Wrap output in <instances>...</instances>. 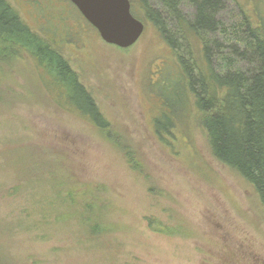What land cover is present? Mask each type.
<instances>
[{
	"label": "rangeland",
	"instance_id": "1",
	"mask_svg": "<svg viewBox=\"0 0 264 264\" xmlns=\"http://www.w3.org/2000/svg\"><path fill=\"white\" fill-rule=\"evenodd\" d=\"M6 1L45 37L69 28L71 43L57 51L141 171L53 102L30 62L0 58V264H264V209L242 177L212 158L200 124L170 138L174 149L153 134L159 100L151 84L171 77L173 57L144 16L140 39L121 50L103 43L68 0ZM145 1L161 12L158 0ZM180 10L192 19L185 3ZM232 15L229 2L218 17ZM38 164L44 177L55 171L98 189L112 231L90 237L79 216H51L50 192L33 181Z\"/></svg>",
	"mask_w": 264,
	"mask_h": 264
},
{
	"label": "trees",
	"instance_id": "2",
	"mask_svg": "<svg viewBox=\"0 0 264 264\" xmlns=\"http://www.w3.org/2000/svg\"><path fill=\"white\" fill-rule=\"evenodd\" d=\"M129 2L132 16L143 22L138 17L141 13L173 57L168 59L173 66L171 77L151 84L159 100L152 121L155 138L174 149L170 138L178 142L177 133L186 134L190 123L197 121L212 158L242 177L264 209V0H158L161 12L145 0L137 7L133 0ZM229 2L236 15L218 17ZM183 3L193 10L192 19L180 10ZM59 33L62 37L55 40L57 32L45 37L32 30L6 0H0V58L30 62L53 102L104 134L124 152L129 169L140 172L126 146L110 138L114 134L110 124L57 51L58 43H71L69 28ZM31 170L38 176L32 183L40 185L46 195L50 192L45 205L51 216L58 212L69 219L79 216L90 237L112 231L98 189L82 186L62 172L50 171L44 177L39 164ZM54 174L64 176L56 186L51 184Z\"/></svg>",
	"mask_w": 264,
	"mask_h": 264
},
{
	"label": "water",
	"instance_id": "3",
	"mask_svg": "<svg viewBox=\"0 0 264 264\" xmlns=\"http://www.w3.org/2000/svg\"><path fill=\"white\" fill-rule=\"evenodd\" d=\"M103 43L121 50L132 47L144 24L131 14L129 0H69Z\"/></svg>",
	"mask_w": 264,
	"mask_h": 264
}]
</instances>
